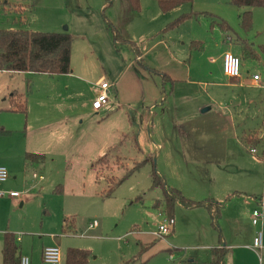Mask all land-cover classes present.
<instances>
[{
	"label": "rangeland",
	"instance_id": "1",
	"mask_svg": "<svg viewBox=\"0 0 264 264\" xmlns=\"http://www.w3.org/2000/svg\"><path fill=\"white\" fill-rule=\"evenodd\" d=\"M103 6L104 0H0V30L68 32L84 40V36H99L98 22L104 33ZM241 12L230 0H193L166 13L154 0H140L139 12L133 13L125 0H114L104 16L144 53L143 61L149 67L176 80L172 94L160 96L159 76L149 75L148 84L138 78L135 89L126 86L120 93L124 106L95 115L79 105L81 116L45 133L30 130L27 134L26 115L11 111L9 96L15 89L27 98L39 86L44 93L51 79L0 71V128L8 132L0 135V166L9 176L0 185V192L6 193L0 198V264L6 232L20 237V242L14 241L16 256L27 257L30 264H45L41 250L54 246L61 251L60 264H65L70 249L87 252L88 264H128L133 259L135 264H210L219 234L229 248L225 260L230 264L235 257L227 242L232 233L227 207L231 202L242 210L240 227L249 237L242 243L252 242L261 233L263 247L264 218L254 225L252 213L263 214L264 210V161L260 156L264 157V86H229L221 69V57L231 53L241 59L242 78L257 74L264 83V7L252 10L248 30L240 24ZM185 14L189 18L168 30L169 23ZM80 16L87 17L89 31L80 24ZM79 40L72 39L73 56ZM244 43L253 57H242ZM121 54L133 58L131 52L122 50ZM91 89L90 83L84 85L83 100L91 97ZM207 107L211 110L202 113ZM60 108V114L66 110L70 117L78 104ZM201 118L210 124H200ZM208 129L216 131L210 141L196 135ZM248 133L261 140L255 155L240 142ZM219 138L224 147L217 145ZM27 140L32 147L41 144L43 151L35 153L41 158L28 163L22 151ZM104 155L114 171L103 172L95 180L92 167ZM142 160L146 163L110 194V177L122 180ZM153 171L166 187L190 201L220 202L219 233L209 219L203 224L196 210L175 205L174 233L153 237L162 220L160 211L165 209L162 188H152ZM10 191L17 197L8 196ZM63 219L73 224L65 234ZM245 251L235 252V264H261L260 251L257 257L248 254L251 247Z\"/></svg>",
	"mask_w": 264,
	"mask_h": 264
},
{
	"label": "crops",
	"instance_id": "2",
	"mask_svg": "<svg viewBox=\"0 0 264 264\" xmlns=\"http://www.w3.org/2000/svg\"><path fill=\"white\" fill-rule=\"evenodd\" d=\"M93 19L97 20L94 14H93ZM86 20H87V17L85 16L79 17L80 24L84 27L86 31H89V29L87 28L88 26L86 25ZM97 25L99 29L98 30L99 36H92V37H89L88 39L84 36L85 38L84 40L81 39L82 35H72L71 36L72 39L73 37H78L80 38L81 41L79 40L77 52L74 54V56L73 54L70 53L71 71L67 75L49 76L45 74H32L28 72L15 73V72H9V71H2L5 73H13L14 75H18L17 77H30L31 76V77H47L48 79L49 78L51 79L50 82L48 83V86L44 87V93L43 91H39L40 90V86H39L38 90L35 89V92L34 91L30 92L29 96L25 99L26 101L25 123H26L27 134L30 130L41 131L42 133H45V132H48L49 130H54L51 128L55 125L56 126H59L61 124L65 125L68 122V120H71V118L76 117V115L78 117L82 115V109L81 107L79 108V105L82 106L86 111L91 112L92 114H95V115L103 114V111L107 114L108 112H111L117 109L120 105L124 106L125 104H123V102H125V100L120 98V93L124 90L126 86L129 89H132V88L135 89L136 88L135 83L138 78L140 80L144 79V83L148 84L149 75L159 76L160 82H161V87H160V92H159L160 96L164 97L166 94L168 95L172 94L173 84L176 82V80H173L166 73L160 72L157 69L149 67L145 63V61H143L142 56L144 55V53L141 54L140 52H138L137 54L138 56L137 55L135 56L131 49L123 48L122 50L132 53L133 58L130 59L128 57L129 54H125V55L121 54L122 50L120 52H117L114 47L111 37H109L110 35L107 32L104 23H103L104 33L99 25V22L97 23ZM115 27L117 26L115 25ZM72 33L75 34V30H73ZM105 33L108 35L106 36ZM122 38L128 42H131L130 40L126 39L125 36H123ZM226 39L228 38L226 37ZM159 44L160 43L156 45H159ZM244 45H247V44L244 43ZM226 47L227 49H232L231 45H227ZM241 54H242V48H241ZM221 64H222V57H221ZM221 69H222V66H221ZM240 70H241V61H240ZM188 72H189V69H188ZM97 73H98V77H95ZM222 73H223V70H222ZM162 75L167 76L172 81L171 87L168 83H165V84L163 83ZM253 76H258V75L252 74L251 78H242V76H240L239 79H234V80L228 78L229 84L227 85L236 86L237 84L238 88H242V87L262 88L264 86L263 85L264 83L261 81L260 76H258L259 77L258 81H253ZM55 77L57 79H63V80L55 81L53 80ZM20 79L23 80V78H20ZM103 81L108 82L110 85V88L107 90L108 101H107V104L104 105L100 111L94 112L91 109V103L94 100L95 96L100 92L99 84ZM89 83L92 86V89L90 92L91 97L83 100L81 91L84 85L86 86ZM138 83H141V82H138ZM142 85H143V88L145 89L144 84ZM166 86L168 87L167 91L165 89ZM12 90L13 92H15L14 91L15 89H12ZM145 96H146V92L144 96H141V98H144ZM75 104H78V110L70 113V117H68V114H66V110H64V108L74 107ZM59 107H61L60 110H64L62 114L59 113ZM209 110H211V107L204 108L201 112L203 113ZM225 111H227L226 108H225ZM199 119L200 117L198 116L195 119V123ZM205 123L209 125L210 124L209 119L201 118L200 124L203 125ZM214 132L216 131H213L212 129L210 130L208 129L207 131H197L196 135L200 134L201 136H203V138H205L204 141L206 140L210 141V137H211L210 134H214ZM27 134H26L25 139H27ZM250 134H253V133H248V134H243V135H250ZM188 137L192 138L193 132L190 131ZM217 141H218L217 142L218 146L222 145V147H224V140L222 138H219ZM23 144L24 146H22V151L25 154L24 156H26L27 154L37 155L35 153L43 152L40 149L41 144L36 143L35 146L32 147L29 140H27ZM192 149H195V148H192ZM17 160H18V156H17ZM25 162H27L26 159H25ZM15 170L18 171V168H15ZM5 183H2V184H5ZM4 195H6V193H4ZM211 200L218 202L215 199H211ZM249 206L253 207V205H249ZM227 207H229L228 214L231 220L230 225L232 228V233L229 239H227V242L229 243V246H230V250L238 252L239 254H241L242 251H245V250H246L245 252H248L247 248L252 247L253 240L252 242L251 240H249V242L246 244L242 243V242L248 241L249 239V237L244 234V232L242 231V228L240 227L239 219L242 215V210L239 211L238 206L236 204H232V202L231 204H228ZM193 210H196L195 213H198V215H200L201 222L203 224H205V222L207 223L208 221L207 219L210 220L209 214L205 208H197ZM220 214H221V211H220ZM262 215L264 218V210H263ZM174 227H175V223H174ZM174 229L175 228H173L172 230L173 233H174ZM6 233H10V232H6ZM220 238L221 236L218 235L216 246L212 250L214 249L224 250L223 264H226L225 256L229 248L223 244L222 238H221L222 244L219 243ZM14 241L17 243L20 242V237L17 236L16 238H14ZM2 247H3V241H2ZM43 249L40 252L41 261H42ZM212 250H211L210 264H213ZM1 251H2V248H1ZM235 252H233L235 257L234 259H232L230 264H235L234 262L236 260ZM250 253L255 254V257H257L256 251L253 250L249 252L248 254ZM260 253L262 256L261 264H263L264 244H263L262 249L260 250Z\"/></svg>",
	"mask_w": 264,
	"mask_h": 264
},
{
	"label": "trees",
	"instance_id": "3",
	"mask_svg": "<svg viewBox=\"0 0 264 264\" xmlns=\"http://www.w3.org/2000/svg\"><path fill=\"white\" fill-rule=\"evenodd\" d=\"M113 1L114 0H104V6L101 10L102 21L113 41L116 51L120 52L123 48H129L136 56L138 54V50L135 45L132 42L124 40L119 34L118 29L113 24H111L103 14L104 10L111 6ZM125 1L128 3L131 12H139L140 0ZM154 1L159 10L163 13H166L182 4L191 3L193 0ZM230 2L232 5L242 10L241 14L239 15V20L242 28L245 30L250 28L252 10L257 7H264V0H230ZM187 18H189L187 14L180 16L167 25L168 30L177 29L178 26L182 24ZM71 43L72 37L68 32L49 33L12 29L0 30V71H9L15 73L28 72L32 74H45L49 76L67 75L71 71ZM195 48L198 49L197 46ZM253 56V51L247 45H243L242 57L251 58ZM162 78L164 84L168 83L170 87L172 86V81L167 76L162 75ZM9 98L11 103V111L25 115L26 98L17 94L16 92H13ZM6 134H8V132L0 128V135ZM240 142L244 147H250L251 149L261 146V140H259L254 134L243 135L240 139ZM261 147V150L264 154V143ZM260 156L264 161L263 155L261 154ZM25 157L27 162H32L37 160V158H41V156L34 154H27ZM145 163L146 160H142L140 163L135 164L129 172L125 173V176L122 180L118 181L115 177H110L112 187L109 189V193L111 194L117 185H119L125 178L139 170L140 167ZM95 164L96 166L93 165L92 167L96 173L95 180H98L100 174L103 172L108 173L114 171V167L111 168L109 166V161L106 158V155L99 158ZM151 183L153 189L160 187L163 190V204L165 209L164 211H160V213L162 212V215L168 218H173L172 213L175 205L185 209L205 208L209 214L211 225L217 229L219 233L220 211L222 207L221 203L211 199H205L199 202L190 201L183 197V195L178 190L166 187L163 178L160 177L156 171H153L152 173ZM154 207L158 208L159 204L155 203ZM71 225H73L72 222L67 221V219H63L62 233L65 234V232H69ZM219 243L222 244L221 238L219 239ZM16 251L17 248L13 235L10 233H5L3 235V247L1 251L2 264H19L20 256H16ZM212 255L213 264H223L224 250L214 249L212 250ZM135 262L136 260L133 259L132 261L128 262V264H135ZM64 263L88 264V253L85 251L70 249L65 254Z\"/></svg>",
	"mask_w": 264,
	"mask_h": 264
},
{
	"label": "built area",
	"instance_id": "4",
	"mask_svg": "<svg viewBox=\"0 0 264 264\" xmlns=\"http://www.w3.org/2000/svg\"><path fill=\"white\" fill-rule=\"evenodd\" d=\"M138 60V59H137ZM222 70L224 75L229 79H239L241 76L240 73V60L231 53H224L222 56ZM258 76H253V81H258ZM110 88L108 82H101L99 84L100 92L95 96L94 100L91 103V109L94 112L100 111L104 105L107 104V90ZM251 154H256L255 149L250 150ZM35 178L36 175H33ZM8 179L7 170L4 167L0 166V184L5 183ZM4 193L0 192V197L3 196ZM10 197H17V194L14 192L8 193ZM162 215V214H161ZM261 212L254 211L252 213V224H257L258 220L261 217ZM162 220L160 224L157 226V230L152 234L155 238H161L170 234L174 228V219L161 216ZM95 227V224L90 225L89 228ZM254 251H260L262 249V237L261 233L258 234L253 239L252 247ZM42 262L45 264H60L61 263V251L58 247H47L42 251ZM19 264H30V261L27 257H20Z\"/></svg>",
	"mask_w": 264,
	"mask_h": 264
}]
</instances>
